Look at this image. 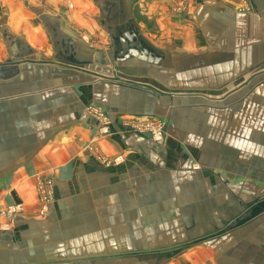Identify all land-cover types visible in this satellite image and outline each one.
<instances>
[{
	"label": "crops",
	"instance_id": "0c3cea01",
	"mask_svg": "<svg viewBox=\"0 0 264 264\" xmlns=\"http://www.w3.org/2000/svg\"><path fill=\"white\" fill-rule=\"evenodd\" d=\"M260 55L264 0H0V200L23 207L0 264H264V114L237 123L228 154L218 111L186 105L220 96L170 88H219L218 62ZM144 117L164 140L124 126Z\"/></svg>",
	"mask_w": 264,
	"mask_h": 264
},
{
	"label": "rangeland",
	"instance_id": "374dc122",
	"mask_svg": "<svg viewBox=\"0 0 264 264\" xmlns=\"http://www.w3.org/2000/svg\"><path fill=\"white\" fill-rule=\"evenodd\" d=\"M179 4H182V6H173V11L179 15L178 10L180 8L184 9V2H179ZM243 9H240V11ZM150 29L145 30L146 33H150ZM151 39V37H149ZM260 36L257 37L256 39L259 40ZM155 39V37H153ZM247 39H250L247 38ZM254 38L252 37V40ZM152 40V39H151ZM154 41V40H153ZM230 46H219L217 47L218 55L221 56V54H227L228 50L230 49ZM243 48L244 45H242ZM252 49H255L254 46L252 45ZM245 49H243L244 53ZM220 52V53H219ZM245 57V54L243 55ZM261 56V58H260ZM259 60L254 61H249L247 64L244 65V63L241 61H237L234 59L230 60H224L222 62H218V72L222 75L224 74L223 77H219V88L216 86L213 87H207V86H175V87H170L174 88V94L177 92H182V94H187V93H210L212 95H218L220 96V99H213L210 101L208 98L204 99L206 101L199 102L197 100L192 101L191 104L188 102L186 105H191V106H207V107H213V110L218 111L220 114L218 117L219 124L222 125V134L219 135V141L223 142V150L226 151L228 154L235 152L236 151V145L234 144V135L231 134L235 130V126L237 125L238 122L241 120H247L248 117H253L256 116L260 113L264 114V106H256V104L250 106V103H248V99L252 96V101H256L255 96L262 94L261 97H264V92L258 93V92H249L248 88H245L247 84H259L261 82H264V55H260ZM222 57H226V55H222ZM238 57V56H237ZM258 58V57H257ZM226 59V58H225ZM230 60V61H229ZM237 63L240 65L237 66ZM240 68V75L235 74L236 68ZM223 68L224 70H221ZM232 71V75L235 74V76H232L230 71ZM224 78L223 80H221ZM157 83V82H156ZM158 84V88L161 90H168V88L163 87L161 84ZM241 85V87H238ZM245 86V87H244ZM219 89L220 91L216 92L213 89ZM238 88L237 92H234L233 90ZM190 97V96H187ZM178 98V97H177ZM176 98V99H177ZM183 98V97H181ZM197 98H199V95H197ZM202 98H205L202 96ZM189 99V98H186ZM212 102V103H211ZM175 106V105H174ZM211 109V110H212ZM196 108H188L187 107V112L185 115L188 116V121L187 123H181L182 125V130L184 133H191L192 136H199L196 135L195 133H200V128L198 127V123H195L196 119H198L200 116L197 115L195 112ZM208 116L204 115L203 117ZM146 117L140 119L143 120ZM151 121H153L156 131L158 132L157 135H152L151 133H146L145 130H141L138 133H145L147 136H149L153 141L160 142L164 140L166 137V122L162 119H158V117H149ZM204 120H206L204 118ZM209 124H210V117H208ZM132 121V120H131ZM127 121L126 124L124 125L125 127L129 122ZM174 135V133H171ZM233 137V138H232ZM227 138L228 141L226 140ZM232 139V140H231Z\"/></svg>",
	"mask_w": 264,
	"mask_h": 264
},
{
	"label": "built area",
	"instance_id": "2783aa9c",
	"mask_svg": "<svg viewBox=\"0 0 264 264\" xmlns=\"http://www.w3.org/2000/svg\"><path fill=\"white\" fill-rule=\"evenodd\" d=\"M88 111L96 119L99 130L102 134L109 133V126L111 120L108 118L106 113L100 111L94 106L87 107ZM126 126L131 131L139 132L145 130L146 133L157 135L155 125L149 118L143 120L136 119L129 122ZM101 159V157H99ZM105 163L110 164L118 161V159H102ZM37 199L42 210L46 209L48 205L54 200L53 195V182L49 178L39 179L36 183ZM23 207L20 203L2 205L0 200V229L9 228L15 221L16 217L22 212Z\"/></svg>",
	"mask_w": 264,
	"mask_h": 264
},
{
	"label": "water",
	"instance_id": "95a60500",
	"mask_svg": "<svg viewBox=\"0 0 264 264\" xmlns=\"http://www.w3.org/2000/svg\"><path fill=\"white\" fill-rule=\"evenodd\" d=\"M262 210L264 211V209H262ZM249 214H251V215L253 216V213H252V211H249L248 215H249ZM216 232H217V231H216ZM216 232H215V233H216ZM215 233H210V234H209V235H207V236H211V235H213V234H215Z\"/></svg>",
	"mask_w": 264,
	"mask_h": 264
}]
</instances>
